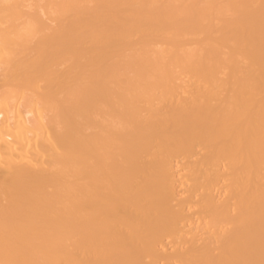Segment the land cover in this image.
Instances as JSON below:
<instances>
[{"label": "bare ground", "instance_id": "obj_1", "mask_svg": "<svg viewBox=\"0 0 264 264\" xmlns=\"http://www.w3.org/2000/svg\"><path fill=\"white\" fill-rule=\"evenodd\" d=\"M0 264H264V0H0Z\"/></svg>", "mask_w": 264, "mask_h": 264}]
</instances>
